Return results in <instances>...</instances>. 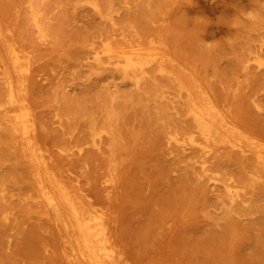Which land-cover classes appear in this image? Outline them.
Here are the masks:
<instances>
[{"label": "rangeland", "instance_id": "obj_1", "mask_svg": "<svg viewBox=\"0 0 264 264\" xmlns=\"http://www.w3.org/2000/svg\"><path fill=\"white\" fill-rule=\"evenodd\" d=\"M0 19L31 60L25 98L38 143L76 190L109 208L134 264H264V166L227 148L207 159L169 146L191 126L179 117L178 82L152 75L137 89L96 59L107 43H161L177 58V80L183 73L264 143V0H0ZM0 47L1 99L9 63ZM107 110L111 134L97 148L91 124H107ZM9 116L0 110V264H67ZM213 177L240 186L233 202Z\"/></svg>", "mask_w": 264, "mask_h": 264}, {"label": "bare ground", "instance_id": "obj_2", "mask_svg": "<svg viewBox=\"0 0 264 264\" xmlns=\"http://www.w3.org/2000/svg\"><path fill=\"white\" fill-rule=\"evenodd\" d=\"M92 6L93 10L99 13L97 7L94 4ZM33 17L36 19V14ZM0 44L3 46V52H1L9 63H7L9 70L5 68L8 71H3L2 84L4 85L5 94H1L3 98L1 97L2 100L0 99V110L6 114H11L8 119L10 137L16 140L17 147L20 149V157L30 165L31 179H33L32 187L35 191L34 196L41 203V208L42 205L45 208L53 226L60 232L58 238L61 239L62 253L67 264H134L123 248L120 247L119 242H116L117 239H115L116 236L113 230L114 219L112 220L111 218L109 208L96 204L90 195L76 190L70 183L72 178H69V175H63L55 167L50 159L49 152L38 143L35 132L37 129L25 98L26 77L31 69V60L14 42L8 40L4 35L1 24ZM166 50L163 44L156 41H150L148 45L129 43L113 46L107 43L100 52H96V59L100 60L101 57H105L109 63H113L117 67L122 78L129 80L137 89L142 88L143 84L151 80L152 75L156 76L155 78L160 76L168 78L172 82L173 80L178 82L177 97L184 99L179 117L181 116L184 120L189 121L191 126L186 127L187 130L185 132L181 129V134L179 133L181 130H179L169 135V144L172 143L173 146L178 144L184 150L201 151L202 155L207 157V159H210L215 154V151H219L221 148L234 150L242 155L253 154L256 161L264 166V143L249 130L244 129L240 125L241 123L239 124L234 118L231 111L224 109L215 98L216 101L210 96L209 92L208 94L207 91L200 89L199 86H188V82L181 79L183 73L179 75L181 76L179 77L181 82L177 80V77H175L176 70L172 69L171 71L170 68L171 65H174V58L176 60L177 58L174 56L172 58L170 51L167 50V52ZM257 65L261 66L262 63L257 62ZM155 95L159 96L157 92H155ZM111 100H114L113 96H111ZM113 115V110L106 111L107 124L103 127L96 128L95 124H91V140L94 147L101 148L102 146H99L103 142L102 140L105 139L107 141V137H104L111 134L110 122ZM101 116H103V113H101ZM6 135L4 134V136ZM116 140H119V138H116ZM120 142L119 144H122ZM5 144L6 146L8 145L7 142ZM172 145L170 144L169 146L172 147ZM82 150H85V148ZM103 151H105L104 148ZM117 156L115 157L116 159ZM206 161L208 160L198 161L204 174L209 172L205 166ZM118 169L116 168L117 171ZM218 178L213 177L212 180L214 182L221 180L225 182L227 199L233 202L237 196V191H233V189L240 186L235 185L231 178Z\"/></svg>", "mask_w": 264, "mask_h": 264}]
</instances>
